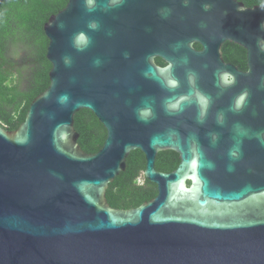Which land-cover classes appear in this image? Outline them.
Instances as JSON below:
<instances>
[{
    "label": "water",
    "instance_id": "water-1",
    "mask_svg": "<svg viewBox=\"0 0 264 264\" xmlns=\"http://www.w3.org/2000/svg\"><path fill=\"white\" fill-rule=\"evenodd\" d=\"M203 2L185 8L182 0H125L109 12L88 14L83 0H68L45 23L50 84L18 130L0 126V264H264V145L252 135L264 132V53L258 47L264 4L207 0L213 6L205 12ZM166 7L174 11L162 19L158 10ZM93 17L102 28L89 32L91 46L77 52L72 36L87 32ZM178 42L182 47L174 51ZM226 42L246 50V71L224 60ZM65 55L73 58L71 68ZM97 57L100 67L92 63ZM173 60L181 81L176 95L188 91L186 71L192 69L198 87L213 97L203 125L196 122L195 105L167 115L160 102L172 93L157 82L160 73L142 75L149 63L162 69ZM218 70L236 77L222 95L215 86ZM245 89L247 107L228 111ZM65 92L71 96L66 107L55 102ZM145 97L156 99V118L148 123L135 115ZM83 109L107 131L95 154L78 144L74 117ZM221 110L223 127L216 123ZM235 122L252 138H244L241 157L230 161ZM210 132L219 134L215 146ZM134 150L145 155L144 175L157 185V196L137 208H112L106 191ZM169 150L180 163L160 172L157 155Z\"/></svg>",
    "mask_w": 264,
    "mask_h": 264
},
{
    "label": "trees",
    "instance_id": "trees-1",
    "mask_svg": "<svg viewBox=\"0 0 264 264\" xmlns=\"http://www.w3.org/2000/svg\"><path fill=\"white\" fill-rule=\"evenodd\" d=\"M247 7L263 5L264 0H238ZM68 0H0V126L14 132L24 123L33 100L49 86L52 68L47 60L48 39L44 25L52 15L63 10ZM201 49L199 44H195ZM224 59L247 70L246 50L234 43L223 46ZM157 64L163 66L161 58ZM78 144L85 153L95 154L102 147L107 131L89 110L74 117ZM180 163L174 151L159 152L155 167L169 173ZM145 155L134 150L127 158L126 170L109 184L108 204L115 209H133L157 196V185L144 175Z\"/></svg>",
    "mask_w": 264,
    "mask_h": 264
},
{
    "label": "clouds",
    "instance_id": "clouds-1",
    "mask_svg": "<svg viewBox=\"0 0 264 264\" xmlns=\"http://www.w3.org/2000/svg\"><path fill=\"white\" fill-rule=\"evenodd\" d=\"M125 0H83V5L86 13L91 14L95 13L98 9L109 12L115 7L121 6ZM193 0H182V4L185 8L189 7ZM212 2H205L202 3L203 11L209 12L212 8ZM264 9V6H262ZM172 8H162L159 9V15L162 19H168L173 14ZM61 29L64 28V24L61 23L59 25ZM88 31H79L72 36V47L77 52H84L86 51L92 44V37L88 34L89 32H97L100 31L102 28V24L99 18H91L88 20L86 25ZM107 35L111 36V31L106 33ZM182 47L181 43H176L173 45V50L178 51ZM258 47L260 52L264 53V42H259ZM125 58H128L129 54L124 53ZM151 60V58H149ZM182 63L184 65L189 64V58L187 55L181 58ZM63 63L66 67L71 68L73 65V58L70 55H65L63 57ZM94 67H100L102 64V60L100 58H95L93 60ZM206 67V66H205ZM176 69V61H172L168 63L166 68L157 69L149 63L148 67L142 72V75L147 79H152L156 77V73L159 72L161 78L157 81L161 88L165 89L171 95L164 97L161 100V107L163 111L169 115L174 116L178 115L185 111L186 107L195 105L197 109L196 114V122L200 125L205 124L208 118L209 109L213 103V97L202 91L198 87V79L199 74L192 69H187L186 71V80L188 84V91L184 94L176 95L175 92L178 88L181 87L180 79L175 75ZM216 75V87L220 89L218 95H222L225 89H228L235 85L236 77L230 71H217ZM250 93L248 90H242L238 95L233 98L231 105L228 108V111L232 113H240L242 112L248 105V98ZM55 102L60 105L66 107L71 102V96L65 92L59 94L55 98ZM155 104L156 99L154 97H145L141 101V105L135 109L136 118L143 122L148 123L150 120L156 118V111H155ZM255 114V113H253ZM216 123L223 127L226 123V113L225 111L221 110L216 114ZM233 130V143L229 147L227 151V156L230 161L238 160L242 155V145L244 138H252L254 135L262 145H264V132H256L250 135V130L247 129L244 125L239 122H235L232 126ZM211 137V143L213 146L219 141V134L215 132H210L208 134ZM209 168L214 167L211 162H208L207 165ZM228 170H233V165L229 163Z\"/></svg>",
    "mask_w": 264,
    "mask_h": 264
},
{
    "label": "flooded vegetation",
    "instance_id": "flooded-vegetation-1",
    "mask_svg": "<svg viewBox=\"0 0 264 264\" xmlns=\"http://www.w3.org/2000/svg\"><path fill=\"white\" fill-rule=\"evenodd\" d=\"M197 44V43H196ZM224 46V45H223ZM196 48V47H195ZM197 49V48H196ZM201 49H202V47H201ZM198 50H200V49H198ZM222 52H223V47H222ZM157 58H159V57H157ZM156 58V59H157ZM223 58H224V55H223ZM155 59V60H156ZM225 60V59H224ZM164 61V60H163ZM226 61V60H225ZM165 62V61H164ZM227 62V61H226ZM157 63V62H156ZM227 63H229V62H227ZM166 64V63H165ZM230 64H232V63H230ZM159 65V64H158ZM234 65V64H233ZM161 66V65H160ZM163 66H165V65H163ZM236 66V65H235ZM247 69H248V67H247ZM241 70V69H240ZM242 71H244V70H242Z\"/></svg>",
    "mask_w": 264,
    "mask_h": 264
}]
</instances>
